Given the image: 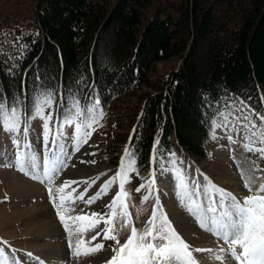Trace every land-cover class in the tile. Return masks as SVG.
Returning a JSON list of instances; mask_svg holds the SVG:
<instances>
[{
	"label": "trees",
	"instance_id": "obj_1",
	"mask_svg": "<svg viewBox=\"0 0 264 264\" xmlns=\"http://www.w3.org/2000/svg\"><path fill=\"white\" fill-rule=\"evenodd\" d=\"M21 5L0 14V96L19 98L22 126L28 122L30 130L42 132V120L30 115L41 86L55 94L52 108H45L54 117L52 130L57 121L58 129L75 132L65 120L79 122L73 108L78 101L86 114L79 120L89 121V112L99 120L90 139L111 165L120 164L126 147L135 153L139 175L130 174L138 184L163 162L179 163L185 151L206 156L230 101L264 114V0ZM174 59L167 74H155ZM0 132L9 134L2 127Z\"/></svg>",
	"mask_w": 264,
	"mask_h": 264
},
{
	"label": "rangeland",
	"instance_id": "obj_2",
	"mask_svg": "<svg viewBox=\"0 0 264 264\" xmlns=\"http://www.w3.org/2000/svg\"><path fill=\"white\" fill-rule=\"evenodd\" d=\"M22 1L0 0V14L19 11L22 9ZM104 59V56H100L101 62H105ZM175 64V59L161 63L158 72L155 74H167V71ZM250 110L252 109L241 101H230L218 124L220 126L216 133L219 138L217 137V141L212 140L213 143L206 146V156H198L185 151L186 156L182 158L181 164L176 163L175 167L180 168L189 181L188 193L190 195L185 196L183 205L177 195L176 181L169 171L174 166L168 162H164L162 170L156 172L155 191L147 201L142 198L144 195H148V191L142 189L137 192L136 189L141 184L136 183L134 175L129 174V183H127L125 190L130 194L128 208L132 214V221L138 229L143 228L151 217L158 197V202L163 206V210L168 215L173 227L192 248L213 250L211 254L194 253L198 263L221 264L220 261L214 259V256L220 254L219 249L222 246L227 248V245L223 240L200 228L195 215L190 214L187 208L193 207L194 213L196 205L206 208L209 201L202 189L207 188L210 183L205 180V174L208 173L214 184L224 183L229 186L226 190L232 192L239 199L253 194L244 186L245 179L248 177L254 178V190L260 183H264V159H261L258 153L248 152L243 147L248 142L245 138L248 132L242 127L244 123L242 117L251 115ZM225 117L228 119L227 126L224 125ZM238 117L240 119H237ZM253 119H255L254 116ZM70 132L66 130L62 136H58V141L65 145V152L68 155H64L59 149H55V151L59 159L67 166L61 167L58 173H51L53 175V182L51 183L45 179L43 174V161L50 155V152L44 146L43 134L40 130H37L31 139L19 140V149L13 145L9 134L0 132V250H2L0 256L6 257L8 264H13V261L18 262V264H40V261H43L44 264H104V261L114 254L111 249L115 242L103 240L102 234L96 241H92V245L102 242L104 244L103 250L89 256H73L71 254L72 249L68 247L69 234L65 231L53 205V200L49 196V188L56 195V189L63 186L65 180L85 181L100 176V179L88 188V192L93 193L98 191L99 186L117 172L118 167L110 164L104 149H101L96 139L88 140L77 152L74 148V133ZM229 136L232 137L234 143L229 141ZM26 143H31V151L37 155V164L40 167L31 169L30 173L26 175L14 166H3L4 164L14 165L18 151L27 154L29 149L24 148ZM32 175H37L39 178L33 179ZM257 177L259 179H255ZM41 180L44 182L41 183ZM194 185L198 186V194V189L196 192L191 190ZM85 187L83 183L73 184L71 188L65 190V193H71L75 189L78 194L84 191ZM115 190L116 186L108 195L91 205H86L82 201L66 202L65 207L72 208L74 211L65 215L74 216L91 214L92 212L109 213L110 209L105 205L110 202ZM214 198L218 199V197ZM205 215L209 214L205 212ZM121 223L122 219L118 216L115 221L116 227L119 228ZM75 227L74 225V232ZM103 227L104 225L101 223L92 231L82 234L75 233L71 237L73 245L79 239H83L85 242L89 241ZM189 233L192 236H189ZM129 234L130 227L119 231L121 244L124 243ZM194 236H199L202 239L199 240L200 238H194ZM28 253H31L32 256L29 257ZM229 264H235V262L230 261Z\"/></svg>",
	"mask_w": 264,
	"mask_h": 264
},
{
	"label": "snow or ice",
	"instance_id": "obj_3",
	"mask_svg": "<svg viewBox=\"0 0 264 264\" xmlns=\"http://www.w3.org/2000/svg\"><path fill=\"white\" fill-rule=\"evenodd\" d=\"M16 40L18 42L20 38L17 37ZM20 47L23 49L26 46L21 45ZM41 88L42 90L36 96L35 111L30 113V115L40 118L43 122V143L45 148L49 149L50 155L44 159L42 168L45 179L51 183L53 182L51 173H58L61 167L67 166L59 159L55 149H59L64 155H68V153L65 152V145L51 135V122L54 117L50 112L45 114V108H52L55 94L50 90L44 89L43 86ZM21 104L22 101L17 97H13L9 101L5 97L0 96V127L10 134L13 145L18 149L20 148V141L16 138V134L22 131L24 137L27 138L30 131V123L25 122L23 126L21 124ZM78 105L79 102L77 101L73 108L79 122L65 120V123L74 126V148L77 152L90 139L92 131L95 130L94 125L99 123V120L92 116L91 112L87 113L91 117L89 121L79 120L80 117L86 114L79 109ZM99 105L100 101L96 99L94 101V110L98 109ZM250 112L252 113L251 115L242 117L244 121L242 127L248 132L245 137L248 142L243 147L248 152L258 153L260 158L264 159V114H260L255 110H250ZM253 116L255 119H253ZM99 117H103L102 111L99 112ZM237 119L240 118L238 117ZM227 124L228 119L225 117L224 125L227 126ZM216 126L219 127L220 125ZM58 132L59 135H63L62 129L58 130ZM228 139L234 143L231 136ZM159 145L160 141L156 140L153 146L152 163L157 161ZM24 148L29 149L27 154L18 151L14 165L4 164L3 166H14L18 171L24 172L26 175L30 173L31 169L40 167L37 164V155L34 151H31V143H26ZM169 155L175 157L176 153L171 152ZM92 163H95V161H92ZM170 163L174 167L169 171L176 181L177 195L183 205L185 196L189 195V181L185 173L180 168L175 167V159H172ZM130 173L139 175L135 153L126 147L121 157L119 169L115 175L99 186L98 191L89 193L88 188L94 185L100 179V176L85 181L65 180L63 181V186L56 189V195L49 188V196L53 200L57 215L65 231L69 234L68 247L72 249L71 254L73 256H89L103 250L104 244L102 242L92 245V241H96L102 234L103 240L115 242L111 249L114 254L107 258L104 264H198L194 253L211 254L213 252L212 249L192 248L173 227L168 215L163 210V206L159 204L158 197L151 217L143 228L138 229L132 221V214L126 203L130 194L125 190V185L129 183ZM32 178L38 179L39 177L32 175ZM43 182L44 180H41V183ZM79 183H83L86 186L84 191L77 194L76 190L73 189L71 193H65L66 189L71 188L73 184ZM253 183V177L245 179L244 186L253 194L243 199H239L232 192L209 183L207 188L202 189L209 201L206 208L196 205L195 213L193 207L189 206L187 208L190 214L195 215L200 228L223 240L227 245V248L221 247L219 249L220 254L214 256V259L220 261L221 264H229L230 261H234L235 264H264V183L256 186L255 190L253 189ZM114 186H116V190L110 198V202L105 205V207L110 209L109 213L92 212L91 214L83 215H65L74 211L72 208L65 207L66 202L76 203L77 201H82L86 205L95 204L103 196L113 191ZM155 187L156 172L152 170L149 172L145 182L136 191L140 192L142 189H146L148 195H144L142 199L147 201L153 191H155ZM86 196L87 198H85ZM214 197H218V199ZM57 200L59 201L58 203ZM205 212L210 215H205ZM118 216L122 219L119 228L115 225ZM101 223L104 227L97 231L89 241L85 242L83 239H79L73 245L72 235L92 231ZM74 225L76 226L75 232L73 231ZM128 227H130V234L124 243L121 244L119 231ZM157 241H160V243H157ZM27 255L29 257L32 256L31 253ZM0 264H8L7 258L0 256ZM13 264H18V262L13 261ZM40 264H44V262L40 261Z\"/></svg>",
	"mask_w": 264,
	"mask_h": 264
},
{
	"label": "bare ground",
	"instance_id": "obj_4",
	"mask_svg": "<svg viewBox=\"0 0 264 264\" xmlns=\"http://www.w3.org/2000/svg\"><path fill=\"white\" fill-rule=\"evenodd\" d=\"M202 172H203V170H202ZM204 174V173H203ZM209 174V173H208ZM208 174H205V176H206V179L205 180H208L211 184H214L213 183V179H212V177L210 176V174L208 175ZM209 178V179H208ZM215 185H217V186H219V187H221V188H223V189H228V187L229 186H226L224 183L223 184H221V183H219V184H215ZM198 186H200L199 184H198ZM198 186L197 185H194V187L193 188H191V190L193 191V192H196V190L198 189ZM228 191V190H227ZM198 192H199V189L197 190V194H198ZM203 192V191H202ZM190 195V194H189ZM210 215V214H209ZM49 225V224H48ZM48 232H49V230H48ZM189 236H192L190 233H189ZM200 238L199 236H194V238ZM202 238H200L199 240H201ZM205 246V245H204ZM206 247H208V246H206ZM223 247V246H222ZM207 249V248H206ZM54 253V252H53ZM58 253H60V252H58ZM55 254V253H54ZM60 255V254H59ZM197 258V257H196ZM208 260V259H207ZM209 262V261H208Z\"/></svg>",
	"mask_w": 264,
	"mask_h": 264
}]
</instances>
